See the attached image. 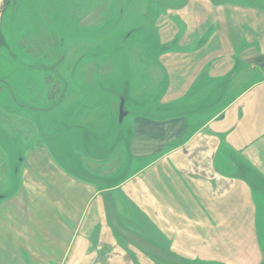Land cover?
<instances>
[{"label": "crops", "instance_id": "1", "mask_svg": "<svg viewBox=\"0 0 264 264\" xmlns=\"http://www.w3.org/2000/svg\"><path fill=\"white\" fill-rule=\"evenodd\" d=\"M220 21L208 18L188 39L194 60L161 62L170 76L163 106H179L200 81L232 79L238 66L264 72V8L228 5ZM133 128L129 163L140 167L114 188L21 152L23 183L0 193V264H159L168 255L186 264H264V77L208 119L136 117ZM5 147L0 141L14 153ZM121 201L143 220L144 242L109 220Z\"/></svg>", "mask_w": 264, "mask_h": 264}, {"label": "rangeland", "instance_id": "2", "mask_svg": "<svg viewBox=\"0 0 264 264\" xmlns=\"http://www.w3.org/2000/svg\"><path fill=\"white\" fill-rule=\"evenodd\" d=\"M228 5L264 8V0H0V141L14 151L0 149V193L15 194L23 183L26 151L75 179L114 188L140 167L129 163L136 117L185 113L200 122L262 79L264 72L238 66L230 80L200 81L179 106L161 104L170 80L161 62L194 60L185 53L196 48L192 35L208 18L225 20ZM121 202L109 220L144 242L143 220ZM157 262L186 264L169 255Z\"/></svg>", "mask_w": 264, "mask_h": 264}, {"label": "water", "instance_id": "3", "mask_svg": "<svg viewBox=\"0 0 264 264\" xmlns=\"http://www.w3.org/2000/svg\"><path fill=\"white\" fill-rule=\"evenodd\" d=\"M118 114H119V121H121L122 120V118L124 117V116H126V113L125 112H123V101H121L120 102V104H119V108H118Z\"/></svg>", "mask_w": 264, "mask_h": 264}]
</instances>
